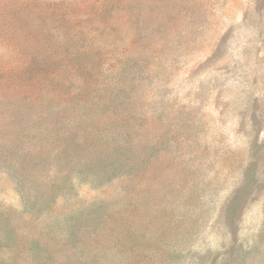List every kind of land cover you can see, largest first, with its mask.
<instances>
[{"label":"rangeland","instance_id":"rangeland-1","mask_svg":"<svg viewBox=\"0 0 264 264\" xmlns=\"http://www.w3.org/2000/svg\"><path fill=\"white\" fill-rule=\"evenodd\" d=\"M0 264H264V0H0Z\"/></svg>","mask_w":264,"mask_h":264},{"label":"trees","instance_id":"trees-1","mask_svg":"<svg viewBox=\"0 0 264 264\" xmlns=\"http://www.w3.org/2000/svg\"><path fill=\"white\" fill-rule=\"evenodd\" d=\"M40 69H43V70L47 69V65L39 64L36 67L28 68V71H30V73L28 74V78L32 79V73L33 72H39ZM54 98H53V100H54ZM27 100H29V99H27ZM65 103L66 102L64 101L63 104H65ZM90 147H93V146H90ZM93 155H94V157L97 156L99 160L101 159L102 156L103 157L105 156V154H102V155L99 154L97 152V150H93ZM116 162L119 163L118 167H116V163H114V162L109 163L108 165H103V166L100 165L101 166V172H103L105 174V176H109V175H111L112 177L116 176L117 170H120V172H124V170H126L125 168H127V166H128V163H126V162H129V159H128V157H124L121 161L118 160ZM84 168H85V166H84Z\"/></svg>","mask_w":264,"mask_h":264}]
</instances>
